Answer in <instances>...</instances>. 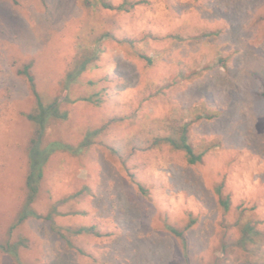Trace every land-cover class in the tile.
<instances>
[{
  "label": "rangeland",
  "instance_id": "rangeland-1",
  "mask_svg": "<svg viewBox=\"0 0 264 264\" xmlns=\"http://www.w3.org/2000/svg\"><path fill=\"white\" fill-rule=\"evenodd\" d=\"M127 1L139 3L117 11L96 0H0V244L25 264H214L223 233L234 242L236 222L249 221L255 245L223 264H264V0ZM94 46L98 60L71 96L99 100L65 105L68 118L46 130L75 145L101 129L80 153L54 150L44 167L33 206L52 210L60 229L31 218L10 229L33 131L25 114L34 97L18 70L30 62L49 100ZM184 125L193 149L205 150L193 165L152 143ZM217 184L230 196L226 212ZM82 225L100 235L65 229ZM171 228L183 229L184 248ZM0 264L17 261L0 250Z\"/></svg>",
  "mask_w": 264,
  "mask_h": 264
},
{
  "label": "trees",
  "instance_id": "trees-1",
  "mask_svg": "<svg viewBox=\"0 0 264 264\" xmlns=\"http://www.w3.org/2000/svg\"><path fill=\"white\" fill-rule=\"evenodd\" d=\"M97 3L105 9H114L117 11H129L134 5L138 4L139 1L131 2L124 0L119 4L114 5L110 0H96ZM99 46L94 47H83L79 52V56L74 60L70 68L65 72L60 83V92L56 94L53 98L49 100H44V98L38 93L35 88L34 79L31 74V63H24L18 70L22 74L29 86V89L34 97V106L33 108L25 114V117L28 121L31 122L33 126L32 134L28 140L27 145V162L28 168L25 176V188L26 196L23 205L18 211V215L15 223L10 227L13 229L15 226L21 224L24 220L31 219H45L49 220L52 224L53 229L59 230L60 227L55 228L52 221V210L43 214L38 212L33 203L36 199V194L38 191L39 181L43 177L44 167L51 155V152L54 150H64L71 154L80 153L82 150L87 148L94 140V138L101 132L100 128L87 130L82 137V139L75 145L66 143L61 139H48L46 137V130L52 122L64 121L68 118L69 110L65 105L73 103L76 100H87V101H98V98H93L92 96H83L78 98H73L71 96V89L73 84H75L80 75L89 69L92 66H95L96 61L98 60L100 53ZM264 94V93H263ZM96 95V94H95ZM213 115V114H210ZM207 118L209 117L206 116ZM158 142H165L172 149L180 150L184 153L185 160L188 164L193 165L199 163L202 159L204 151L196 152L191 144L188 142V136L186 134V126H181L176 128L170 136L155 137L153 139V144ZM138 189L141 192H145V188L139 182H137ZM215 194L217 195V204L222 212H226L230 208V196L228 193L222 191L221 184H217L214 188ZM190 223H188L185 228H188ZM240 236L234 242H226L225 233L219 244V250L221 256L217 257V260L214 264H223V257H227L225 253L232 252L234 250L247 249L250 244L255 245L254 235L256 236L257 231L255 230L254 224L249 221L236 222ZM224 230L228 225H224ZM66 231L71 234L80 235V234H92L100 235L99 232L95 230L94 226H77V227H66ZM171 233L175 237L181 240V247H185V240L183 229L177 230L175 228L170 229ZM60 233V232H59ZM61 237L67 239V236L60 234ZM69 243V241H67ZM235 248V249H233ZM0 250L10 253L14 259H16L17 264L21 263L17 260L16 256V247L9 243L0 244Z\"/></svg>",
  "mask_w": 264,
  "mask_h": 264
}]
</instances>
